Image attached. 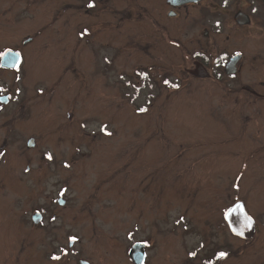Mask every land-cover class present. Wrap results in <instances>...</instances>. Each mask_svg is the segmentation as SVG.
Listing matches in <instances>:
<instances>
[{
    "label": "rangeland",
    "instance_id": "obj_1",
    "mask_svg": "<svg viewBox=\"0 0 264 264\" xmlns=\"http://www.w3.org/2000/svg\"><path fill=\"white\" fill-rule=\"evenodd\" d=\"M70 3L47 0L43 7ZM200 6L189 8L183 20L171 22L169 37L179 39L191 53L195 49L191 40L199 39L251 44L252 54L264 56L262 0H205ZM238 7L251 15L245 27L231 20ZM74 15L71 41H60L65 32L54 23L24 50L21 82L14 81V75L2 78L4 85L18 89L23 106L35 111L28 132H40L43 119L63 125L64 113L71 111V142L60 144L61 153L53 156L52 163L38 154L33 155L30 170L24 159L6 164L12 180L19 177L21 181L14 194L7 191L8 185L0 189V248H4L0 264H75L80 259L92 264H133L128 252L137 241L145 244L146 264H176L188 252L203 255L217 246L231 250L220 264H264V216L257 218L261 233L248 236L242 246L217 221L232 199L217 206L205 202L206 189H198L195 182L200 155L197 139L214 130V124L199 126L202 115L197 104L207 95L199 93L196 83L166 94L163 81L169 83L168 70V75L178 70L173 66L181 67L180 49L164 41L160 32L152 33L146 22L126 24L124 41H101L111 30H98L89 41H77V31L86 21L74 20ZM95 15L90 12V17ZM14 20L0 26V46L17 45L40 27L29 28L30 21L26 25ZM203 29L210 30L209 40L202 37ZM132 35L140 41H126ZM149 58L154 62L153 75L146 76L148 69L136 68L148 67ZM65 69H71V74H65L70 78L61 77ZM174 80L170 77L171 91L178 86L172 84ZM54 83L53 92L40 94L41 88H52ZM39 140L54 143L46 132ZM51 148L43 152L55 155ZM231 173L225 176L228 183ZM59 199L64 200L63 206L57 204ZM245 207L255 211L246 201ZM34 212L43 215L42 225L30 223ZM72 237L76 239L71 244Z\"/></svg>",
    "mask_w": 264,
    "mask_h": 264
},
{
    "label": "flooded vegetation",
    "instance_id": "obj_2",
    "mask_svg": "<svg viewBox=\"0 0 264 264\" xmlns=\"http://www.w3.org/2000/svg\"><path fill=\"white\" fill-rule=\"evenodd\" d=\"M45 1L47 0H0L1 27H3L2 24L11 23L13 17L14 21H23L26 25L30 21L29 28L32 25L40 26L33 36L25 39L20 38L17 45L0 46V54L14 51L20 56L18 64L10 69L2 66L3 55H0V163L3 162L0 165V189L8 185L7 191H11L13 194L19 192L21 179L18 177L12 180V177L8 175L9 172L5 171L8 162L12 160L18 162L24 159L25 165H27L26 170H30L29 165L34 160L33 155L37 158L38 154H41V160L45 159L52 163L53 156L61 153L58 151L60 144L65 143V146H69L71 142V111L64 113L65 116L61 120L63 125H57L58 122L55 119H43L44 123L38 128L40 132H28L26 129L32 122L31 114H34L35 111H28L27 107L23 106L24 99H20L18 89L13 90L2 83V78L8 75H14V81L21 82L19 76H21L26 63L24 52L26 47L36 37L43 36L45 30H48L54 23H58L56 24L57 28H61V31L65 32L66 37L60 41H71V13L75 14L74 20L86 21L85 24L80 25L79 31H77L79 36L77 41L82 39L89 41V38L94 36L98 30H111L110 36L102 37L101 41H124L123 28L126 24L137 26L138 22H146L152 33L160 32L164 41L177 46L182 52L181 67L173 66L178 70H174L175 74H173V70H170L172 75H168L170 73L168 70L166 78L169 79V83L166 80L163 81L166 85L164 87L167 89V96L168 93L187 88L189 82L196 83L199 93L207 95L197 104L202 115L199 119V126L203 127V123L213 122L214 130L211 128L212 131L209 130L205 132L206 134H202V128L200 129L202 135L198 137L197 145L198 154L201 156L199 155L197 163V180L195 181L198 189H206L205 193H202V196H205V202L209 201L217 206L224 203L226 199H232V203L221 211V216H217V221L219 220V223L227 228L225 233L231 240L240 241L242 245L248 236L253 234L257 236L258 233H261L260 225L262 223H259L257 218L260 215L264 216V56L255 54L256 51L252 54L253 45L251 44L248 46L235 43V41H231L232 43L230 41H204L205 43H203L199 39H195V42L191 40L195 47L194 52L191 53L180 43L179 39L169 37V28L171 24H174L171 22L183 20V13L189 8H201L200 5L205 0L178 6H172L168 0H115L116 7L112 0H71L67 6L62 5L51 9L43 7ZM119 1H121V6H117ZM215 1L218 3L220 0ZM262 1L264 2V0ZM144 2L147 5H144ZM90 4L94 6L89 7ZM225 6L228 7V4ZM44 9H48L46 18ZM66 11L71 12L66 14ZM92 11L96 13L94 18L90 17ZM232 13L234 14L231 15V20L237 27H245L251 22V15L239 7L235 8ZM64 14H66L65 17H63ZM110 14H115V16H109ZM237 14L247 16L249 22L240 24L235 18ZM41 18H45V21L40 24ZM163 19L166 24H163ZM260 29L259 26V31ZM209 31L208 29L201 31L204 39H210ZM132 33L134 32L132 31ZM48 35L47 31L46 36ZM126 41L140 40L132 35ZM232 47L235 50L231 49ZM148 61V67L145 65L136 68L137 70L148 69L149 73L146 76L153 75L151 70H153L154 62L150 58ZM68 63L70 62L68 61ZM66 73L71 74V69L62 70L61 77L70 78V74L65 75ZM178 74H181V77ZM170 77L175 79L171 81L172 84H178L172 91L171 88H168V85L171 84ZM24 86H28V80ZM54 86L55 83L52 88H41L42 93L40 94L48 95L53 92ZM216 98H220V100ZM46 122H51V124L47 125ZM55 125L57 126L54 128ZM45 132L54 139L53 146L40 142V136H43ZM50 148L55 150V155L50 151L43 152ZM204 155L208 157L207 160L202 159ZM208 167L210 168L207 172ZM230 170L232 171L231 175L234 174V176H231L232 181L228 183L225 181V176ZM7 178L9 180H6ZM246 196L251 199L246 200L248 199ZM252 200L255 201L251 202ZM245 201L250 203L255 211H247ZM236 208L239 212L240 209L242 210L243 217L238 218L235 211H231ZM37 213L40 215L38 223H32V215L30 223L42 225L43 215L40 212ZM230 213H233V217L229 218ZM240 219L243 225L239 227ZM234 221L237 222V228L231 229L229 222L234 225ZM70 243L72 244V242ZM135 245H141L144 253L141 264H146L145 244L142 241H137L132 247ZM2 249L4 248H0V251ZM220 252L226 253V257L218 259L217 256ZM230 253L229 248L217 246L213 252L203 255L195 251L188 252L187 257L176 264H208L209 261H212V264H220L229 257ZM71 260H74L72 256ZM81 263L92 264L84 259L78 260L75 264Z\"/></svg>",
    "mask_w": 264,
    "mask_h": 264
},
{
    "label": "water",
    "instance_id": "obj_3",
    "mask_svg": "<svg viewBox=\"0 0 264 264\" xmlns=\"http://www.w3.org/2000/svg\"><path fill=\"white\" fill-rule=\"evenodd\" d=\"M201 0H168V2L172 5V6H178V5H181V4H185V3H196V2H199ZM237 20L239 21L240 24H247L249 22L247 16H243V15H239L237 14L236 17ZM11 53L10 56H2L1 58V64L2 66L6 67V68H10V69H13L19 62L20 60V56L16 57V52L14 51H6L5 53ZM13 57H15V59H13ZM232 61V60H231ZM65 202L62 200V199H59L58 200V204L63 206ZM231 211H235L236 213V216L238 218L240 217H243V212L242 210L240 209V212L238 210V208L236 209H233ZM233 213H230L228 216L229 218L233 215ZM40 220V215L39 213H35L32 217H31V221L33 224H36L38 223V221ZM230 226H231V229H235L237 228V222L234 221V225L229 222ZM243 225V222L242 220L240 219L239 220V227ZM129 256H130V259L133 261V263L135 264H141L142 261H143V257H144V253L142 251V248H141V245H135L134 247H132L130 253H129ZM81 264H86V263H81Z\"/></svg>",
    "mask_w": 264,
    "mask_h": 264
},
{
    "label": "snow or ice",
    "instance_id": "obj_4",
    "mask_svg": "<svg viewBox=\"0 0 264 264\" xmlns=\"http://www.w3.org/2000/svg\"><path fill=\"white\" fill-rule=\"evenodd\" d=\"M92 6H94V5H92V4L89 5V7H92ZM0 55H3V56H10L11 53L9 52V53H4V54H0ZM18 56H19V54L17 53V54H16V57H18ZM13 59H15V57H13ZM102 131H104L106 135H110V133H108V132L106 131V129H102ZM49 159H51V157H49ZM66 166H67V165H66ZM226 215H227V214H226ZM249 220H250V218H249ZM240 234H242V233H240ZM75 239H76L75 237L70 238V242H75ZM193 255H194V254H193ZM226 255H227L226 253H224V252H220V253H218L217 258H218V259H223V258L226 257ZM53 259H54V260H58V259H60V257L54 256ZM208 264H212V261H209Z\"/></svg>",
    "mask_w": 264,
    "mask_h": 264
}]
</instances>
